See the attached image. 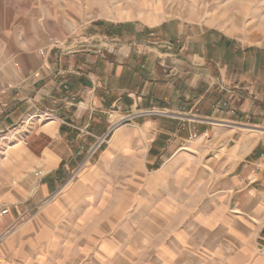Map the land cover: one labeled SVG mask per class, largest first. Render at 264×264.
<instances>
[{
	"label": "crops",
	"instance_id": "obj_1",
	"mask_svg": "<svg viewBox=\"0 0 264 264\" xmlns=\"http://www.w3.org/2000/svg\"><path fill=\"white\" fill-rule=\"evenodd\" d=\"M157 27L147 42L134 28L126 52L33 41L0 59V130L29 110L41 119L21 128L19 193L36 206L62 189L0 236V264H264V53L247 60L210 28ZM149 109L168 115L135 117Z\"/></svg>",
	"mask_w": 264,
	"mask_h": 264
},
{
	"label": "rangeland",
	"instance_id": "obj_2",
	"mask_svg": "<svg viewBox=\"0 0 264 264\" xmlns=\"http://www.w3.org/2000/svg\"><path fill=\"white\" fill-rule=\"evenodd\" d=\"M162 24L192 28L188 29L187 35L196 34L199 28L203 31L210 28L208 33L225 34L232 40V45H236L237 54L246 52L247 60L259 58L253 51L264 53V0H0V59L9 57L12 60L22 43L33 41L45 51L61 44L99 42L100 45L101 42L106 47L118 45L120 51L126 52L122 45L129 44L134 49L140 44L135 39L134 28H145L147 35L143 38L147 42L151 38L148 33ZM205 35L209 34H203L201 38ZM169 38L171 40H165L173 44L174 38ZM242 46L246 50L242 51ZM3 69L0 66V72ZM35 120L41 119L29 110L8 131L0 130V210L8 209L6 215L0 216V221L11 218L0 232L1 237L19 234L26 225L35 223L62 190L36 206H32L31 199L26 200L31 195L19 193L25 171L17 177L15 170L18 167L29 169L26 156L21 153L24 138L21 128L25 126L29 130ZM17 145L21 149L15 152ZM78 169L79 166L68 181L75 180L72 177ZM34 172L29 174L33 181L31 189L37 181L32 177Z\"/></svg>",
	"mask_w": 264,
	"mask_h": 264
},
{
	"label": "built area",
	"instance_id": "obj_3",
	"mask_svg": "<svg viewBox=\"0 0 264 264\" xmlns=\"http://www.w3.org/2000/svg\"><path fill=\"white\" fill-rule=\"evenodd\" d=\"M40 54L43 55L42 51H39ZM168 114L163 111V110H156V109H149V110H145L142 111L140 113H138L135 117H166ZM132 120V117L130 116H126L124 119H121V123L120 124H126L129 121ZM106 142V136L98 138L97 144L91 148V150L89 151V153L87 154L85 160L82 161L81 165L79 166V170H81L83 167H85V165L90 162V160L97 154L98 150L100 149L101 145L103 143ZM78 171L74 174V176L72 177V179L76 176V174L78 173ZM8 213V209L7 208H2L0 210V216H4ZM264 228L261 231V235L258 238L259 244H258V253L259 254H264Z\"/></svg>",
	"mask_w": 264,
	"mask_h": 264
}]
</instances>
